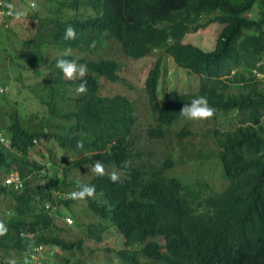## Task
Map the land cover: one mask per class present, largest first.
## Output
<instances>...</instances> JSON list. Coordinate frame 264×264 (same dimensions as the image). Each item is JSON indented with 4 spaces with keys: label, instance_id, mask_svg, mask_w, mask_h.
<instances>
[{
    "label": "trees",
    "instance_id": "16d2710c",
    "mask_svg": "<svg viewBox=\"0 0 264 264\" xmlns=\"http://www.w3.org/2000/svg\"><path fill=\"white\" fill-rule=\"evenodd\" d=\"M8 4L23 13L9 28L0 27L8 40L19 37L25 22L30 27L20 37L23 55L9 60L18 74L4 76L1 88L10 90L0 94L6 104L14 100V109L6 108L8 123L0 126L10 140V148L0 144V221L9 229L0 238V264H19L35 247L59 249L68 254L64 264H77L85 238L101 243L107 232L124 238L116 253L120 264H142V258L151 264H264V0H0L1 8ZM69 25L75 41L63 39ZM210 29L218 30L213 50L185 42ZM111 39L129 58H156L145 81L155 114L145 132L150 140L181 143L196 135L193 122L179 114L195 98L206 97L216 109L206 132L214 150L202 159L213 157L222 167L224 190L203 200L204 185L187 178L173 152L144 159L133 101L102 92L104 80L123 81L121 64L102 55ZM68 48L72 53L65 56ZM61 58L87 65L85 94L75 91L80 79L69 81L56 68ZM167 59L200 77L197 92L160 94ZM23 106L32 114H23ZM176 122L181 131L169 132ZM97 160L108 173L120 171L121 181L92 172L87 181L72 178ZM124 161L128 168L121 167ZM13 172L23 180L20 190L2 180ZM79 184L95 186V196L69 199ZM8 204L13 211L3 208ZM66 215L74 219L71 227ZM88 215L96 220L85 223ZM82 226L85 238L70 236Z\"/></svg>",
    "mask_w": 264,
    "mask_h": 264
},
{
    "label": "rangeland",
    "instance_id": "374dc122",
    "mask_svg": "<svg viewBox=\"0 0 264 264\" xmlns=\"http://www.w3.org/2000/svg\"><path fill=\"white\" fill-rule=\"evenodd\" d=\"M24 24L25 26L22 27V33H20L19 37L14 36V40H8V33L5 32L4 29L0 28V94H2L4 91L6 92L7 90H10V87H6V89L1 88L5 83L4 75L9 74L10 77H14V75L17 76L18 74V72H14L13 64L9 60L11 58L14 59L16 54L20 56L23 55L20 40L21 38L28 35L30 27L27 22ZM31 27H33V25H31ZM217 34L218 30L210 29L197 35L188 36L185 42L194 43L196 46L202 49L211 51L215 48V39ZM14 47H17L15 48L16 50ZM55 52L57 51L55 50ZM102 55H108L107 57L114 59L121 64L122 70L120 72V77L123 81L117 84H110L104 80L102 92L111 93L113 91H118L129 96L133 101V104L137 109V116L139 117L141 123V125L138 127V133L135 137L138 150L142 152L144 159L151 161L157 160L158 158L164 159L167 153L173 152L177 157L182 159L183 172L185 173L186 171L191 175L187 176V178L193 180L197 179L199 184L202 183L204 185V187L199 186L203 200L212 196L213 193H218L224 190V187L226 186L225 184L227 183L222 175V167L219 165V169L213 165V157L202 159L203 156H212L211 153L213 152L212 150H214L211 138L206 136V132L214 127L210 124H207L211 122V120L192 121L194 126L193 131L196 132V135L186 137L181 143L177 142L176 138H172L168 143L165 144L157 140H150L147 137L145 133L146 129L148 125L154 122L155 114L149 105L148 97L145 93V81L156 58L147 57L141 60L129 58L123 53L117 42L112 39L107 40L106 45L102 49ZM6 60V65L10 67V70L2 66ZM23 60L24 59L22 57L19 59L20 62ZM29 62L30 60L28 59V63ZM164 66L165 72L160 84V94H162V96L164 93L170 96L182 93H193L199 89L200 77L196 75H190L187 71H182L175 65L172 59H167L164 63ZM11 69H13V71ZM162 100L163 99L160 98L158 103L159 106L161 105ZM26 102L30 104L32 103V100L27 99ZM6 108L8 110L14 109V100H12L11 104H6L3 98L0 97V126L6 125V123H8V118L5 114L7 111ZM21 111L23 114H32V108L30 106H23ZM181 129L182 127L179 125V122H176L172 127L169 128V132H179ZM0 131L2 134L4 133V130ZM53 149L57 152H60L56 145L53 146ZM150 152L155 154L150 156ZM195 159H197L196 162H193ZM91 168L92 167H84V170H76V172L73 171L74 173H72V178L82 181L91 179ZM175 171H177V167L174 170H171L168 175L174 176L173 173ZM181 172L182 171H179L178 174H181ZM222 178L225 181H223ZM1 201L7 204L6 199H1ZM82 206L86 207V204H82ZM6 208H11L12 211L14 210L10 204L6 205L5 209ZM67 216L72 218L71 215H66V217ZM85 219V223L87 224L96 220L90 215L85 217ZM86 231L88 232L87 226H82L78 231L77 229H73L70 232V236L73 235L74 238L75 236L78 238H85L84 236H86ZM77 233L78 235H76ZM121 236L119 232H107L104 234V240L101 243L85 238V248L82 253L79 254L78 258L80 260L77 261V264H120V260L116 253L122 250L123 247V236ZM47 250L50 251L52 255L58 256L57 262L55 260V264H64L62 258L68 256L67 253H63L59 249L49 250V248H47ZM69 255L74 257L73 254ZM142 264L151 263L148 259L142 258Z\"/></svg>",
    "mask_w": 264,
    "mask_h": 264
},
{
    "label": "clouds",
    "instance_id": "9594fccd",
    "mask_svg": "<svg viewBox=\"0 0 264 264\" xmlns=\"http://www.w3.org/2000/svg\"><path fill=\"white\" fill-rule=\"evenodd\" d=\"M7 7L9 9H12L13 5L8 4ZM22 16H23L22 12H19V11L15 12L16 19L19 20L22 18ZM63 39L66 41H75L77 39V32L75 28H73L71 25L67 26L64 32ZM71 53H72V49L68 48L65 50L64 55L70 56ZM56 68L59 69L63 73V76L65 79L69 81L80 79L82 81L75 90L77 95H82L87 92V80L85 79V77L87 76L88 68L86 64H79L74 60L61 58L57 60ZM186 94H189V93H186ZM215 113H216V109L209 104L208 99L204 96H200L198 98L193 99L191 103L189 104H184L181 107L180 112H179L180 116L190 121H208V120H211L215 116ZM83 147H84L83 141H78L77 148L82 149ZM129 166H130L129 161L122 162V165H121L122 168H128ZM91 172L94 173L97 177H104L105 175H108L109 179L113 183H118L121 181L120 171L113 170L110 173H108L106 171L104 164L100 160L95 161L93 167L91 168ZM95 193H96L95 186H90L88 184H79L77 186V190H74L68 194L69 196L68 198L73 201H85L89 198H93L95 196ZM64 199H67V196H65ZM64 220H66L68 224H71V225L72 223H74L73 218L69 216L65 217ZM8 231L9 229L6 226V224L3 221H0V238L6 236ZM122 240H123V247H122V250H123L124 239L122 238ZM29 247H31V245ZM27 256H28V252L25 257L21 258L22 261L19 264L24 262L27 259ZM49 259H52L54 263H55V260L57 262L56 255L50 256ZM7 264H16V261L14 259H9L7 261Z\"/></svg>",
    "mask_w": 264,
    "mask_h": 264
},
{
    "label": "built area",
    "instance_id": "2783aa9c",
    "mask_svg": "<svg viewBox=\"0 0 264 264\" xmlns=\"http://www.w3.org/2000/svg\"><path fill=\"white\" fill-rule=\"evenodd\" d=\"M31 7H35V2L31 1ZM11 13V14H10ZM15 18V11L13 9H4L0 7V27L9 28L11 20ZM0 143L7 148H10V141L8 138H5L0 131ZM35 143H37L35 141ZM5 184L7 186H14L16 190H20L23 187V180L18 175H11L5 179ZM47 249L42 247H35L33 250H30L28 253L27 259L21 264H49L47 259L50 256H53L50 253V256L47 257Z\"/></svg>",
    "mask_w": 264,
    "mask_h": 264
},
{
    "label": "crops",
    "instance_id": "0c3cea01",
    "mask_svg": "<svg viewBox=\"0 0 264 264\" xmlns=\"http://www.w3.org/2000/svg\"><path fill=\"white\" fill-rule=\"evenodd\" d=\"M5 76V75H4ZM3 136H4V133H3ZM5 137V136H4ZM5 138H7V137H5ZM9 139V138H8ZM10 141V140H9ZM5 148H7V147H5ZM17 175V174H15L14 172L12 173V174H10L9 176H11V175ZM9 176H7V177H5L4 175L2 176V180H4L3 178L5 177V179L6 178H8ZM4 183H5V180H4ZM3 208H5V206H3Z\"/></svg>",
    "mask_w": 264,
    "mask_h": 264
}]
</instances>
